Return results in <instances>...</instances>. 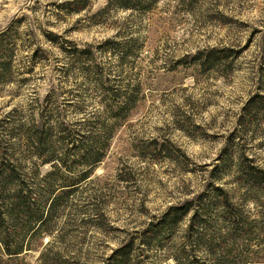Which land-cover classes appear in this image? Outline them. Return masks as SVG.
Instances as JSON below:
<instances>
[{"label":"rangeland","instance_id":"obj_1","mask_svg":"<svg viewBox=\"0 0 264 264\" xmlns=\"http://www.w3.org/2000/svg\"><path fill=\"white\" fill-rule=\"evenodd\" d=\"M0 38L10 51L0 80V160L14 154L27 183L51 176L71 191L18 252L0 247V264H113L127 245L129 264H195V255L197 264H264V235L255 232L264 228V189H249L238 174L245 159L264 170V123L243 117L247 101L264 96V0H150L141 12L110 0H0ZM211 49L234 57L199 66ZM128 91L135 100L100 161L80 163L81 137H99ZM32 128L50 129L53 162L27 150L22 134ZM68 133L76 141L64 151ZM217 187L230 213L240 211L234 227L211 206ZM187 203L171 231H152ZM195 213L205 223L200 237L190 229ZM229 232L233 242L223 243Z\"/></svg>","mask_w":264,"mask_h":264},{"label":"trees","instance_id":"obj_2","mask_svg":"<svg viewBox=\"0 0 264 264\" xmlns=\"http://www.w3.org/2000/svg\"><path fill=\"white\" fill-rule=\"evenodd\" d=\"M148 2H150V0H110V3L114 4L116 8H120L122 10H134L139 12L148 8ZM79 11L80 8H75L73 12ZM47 40L52 43L56 41V39L52 35H47ZM3 43L4 42L1 41L0 38V80L2 79V76L8 73V65L10 62V51L5 48ZM69 50L70 51L68 53L72 55L80 54V52L76 51V49L72 47H70ZM110 50L113 52L116 51L114 49ZM118 53L121 57H124L123 55H125V53H122V51ZM232 53L233 52L229 49H211L208 51V54L205 57V61L203 63H200L199 66H202L203 68H213L215 64L233 58L234 55H232ZM98 82L101 84L100 79L98 80ZM115 93L118 94V91ZM134 96L135 95L134 93H132V91H130V93L128 91V93L122 95V97L124 98V103H120L121 105L116 104V112L113 115L114 121L103 123L99 129V137H101L100 140H96L97 138H99L96 133H89L88 136L85 135L84 138L81 137L82 140L80 142V145L75 147L77 148V151H75L74 153V156L79 158L80 163H86L89 164V166H93L100 161L101 153L109 137L111 136L112 130L114 129L116 124L119 125V123H116V121H120L119 117L122 115V117L127 116L125 110L127 109V107L132 106L135 100ZM111 110V107H109L108 113L110 116L112 115L110 114ZM252 114H254V116H258L259 119L264 123L263 95H256L255 97L249 99L243 107V117L246 116L250 118ZM32 129L33 130H27L26 133L22 134V137L24 135V142L27 150L31 151V154L43 158V160L46 161L45 163L53 162L55 149L53 147L50 129ZM84 140H86V143H83ZM101 140L103 141V145L97 146V144ZM75 141L76 139H74V137H72L68 133L64 145V151H70V147H74ZM0 150H2L3 153L2 147ZM7 155H5V157L3 158L1 157L2 159L0 160V247H2L4 250H6V252L9 253L10 249H14L16 252H18L22 248L23 241L26 240L29 233L37 234L39 231H41L40 229H43V225L48 223L47 219H51L57 213V207L60 206L59 199L63 198V196L68 195L71 191L69 192V185L57 186V184L54 183V178H52L51 176L44 178V180L41 181L42 184L34 183L33 181L31 183H27L23 177V173H21V170H19L14 164L15 160H17L18 158L16 159V156L14 154H10L9 157H6ZM69 155L70 154H68V157ZM60 161L62 165L69 171H73L66 160L60 159ZM53 169L57 170L56 165L53 167ZM238 174L240 175L241 183H244L246 186H248L249 189H258L259 191H262V189H264V170L259 168L258 166H255L251 160L245 159L244 163H239ZM40 186H43V189ZM41 189L45 191L44 193L42 192L43 194L39 193ZM212 195L214 197V201L211 203V206L223 208L224 210L222 214H229L226 215V219L229 221V225L231 227H234V222L231 221V218L233 217L234 220L239 219L241 216L240 211L238 212L235 209L233 210V213H230L232 205L230 203V200L228 199L227 194L221 188H213ZM37 201L43 204V206L41 204L38 205ZM46 205L48 206L47 210L45 209ZM189 212V203L177 208H170L162 217L160 221L161 224L153 227L152 231L153 229L156 233L171 231L180 221L184 219V217L189 214ZM197 217L198 215L197 213H195L190 229L191 231L195 232L196 237H200L202 234L199 232V228H203L205 226V223L200 222L201 219H197ZM20 221V227L23 228L18 229V224ZM240 222H237L236 229H234L237 236H240L244 231L239 227L238 223ZM243 223H245V221ZM243 223L242 226L245 225ZM17 230L21 233L17 232ZM255 232L259 233V235H264V228H256ZM232 238L234 237L229 232L226 233L224 238L221 237L220 239L223 243H225L228 241V239L233 242ZM198 246L203 248L205 251L211 250L210 243L206 241L199 242ZM131 251L132 245H127L121 249H118L110 258V262H113V264H129ZM194 257L195 258L193 259L196 260L194 262L195 264H197V255H195ZM180 260L182 259L177 258V264H192L191 262H188L186 260H184V263H181Z\"/></svg>","mask_w":264,"mask_h":264}]
</instances>
